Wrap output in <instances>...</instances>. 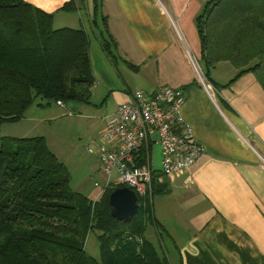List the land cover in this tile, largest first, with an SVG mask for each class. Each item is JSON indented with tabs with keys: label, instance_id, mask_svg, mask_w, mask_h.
Wrapping results in <instances>:
<instances>
[{
	"label": "crops",
	"instance_id": "obj_1",
	"mask_svg": "<svg viewBox=\"0 0 264 264\" xmlns=\"http://www.w3.org/2000/svg\"><path fill=\"white\" fill-rule=\"evenodd\" d=\"M27 1L53 12L57 27L85 28L90 58L98 50L108 86L118 77L124 98L163 84L183 89L182 113L205 151L174 177L154 175L168 188L154 194L158 223H149L161 250L147 236L160 255L171 264H264V87L229 60L210 67L218 89L200 80L192 58L204 74L197 16L208 0H73L71 10L62 7L70 0Z\"/></svg>",
	"mask_w": 264,
	"mask_h": 264
},
{
	"label": "trees",
	"instance_id": "obj_2",
	"mask_svg": "<svg viewBox=\"0 0 264 264\" xmlns=\"http://www.w3.org/2000/svg\"><path fill=\"white\" fill-rule=\"evenodd\" d=\"M62 7L71 10L75 1ZM197 28L204 74L217 89L210 67L221 60L238 75L253 72L264 87V0H208ZM89 42L85 28L55 27L53 12L30 1L0 0V264H171L145 234L158 223L154 194L168 189L155 176L152 190L138 194L135 215L121 220L111 213L109 194L125 184L92 198L70 186L69 169L45 136L1 133L37 97L90 101ZM113 45L103 39L116 61ZM91 229L99 231V258L85 247Z\"/></svg>",
	"mask_w": 264,
	"mask_h": 264
},
{
	"label": "built area",
	"instance_id": "obj_3",
	"mask_svg": "<svg viewBox=\"0 0 264 264\" xmlns=\"http://www.w3.org/2000/svg\"><path fill=\"white\" fill-rule=\"evenodd\" d=\"M192 62L202 83L215 90L193 58ZM185 99L182 88L163 84L150 92L137 89L117 104L99 145L103 180L96 184L101 186L100 194L108 186L125 184L145 195L152 190L155 173L174 177L200 157L205 146L182 113ZM57 103L63 105L64 101L58 99ZM155 143L161 150L160 170L152 164Z\"/></svg>",
	"mask_w": 264,
	"mask_h": 264
},
{
	"label": "rangeland",
	"instance_id": "obj_4",
	"mask_svg": "<svg viewBox=\"0 0 264 264\" xmlns=\"http://www.w3.org/2000/svg\"><path fill=\"white\" fill-rule=\"evenodd\" d=\"M54 26H58L56 22ZM97 56L98 50L93 48L91 64L95 84L89 102L70 100L61 105L55 99L47 101L37 97L22 118L6 121L1 126L2 134L45 136L50 148L67 165L70 186L92 198L99 197L101 191V186L96 184V181L103 180L99 145L107 120L116 110L117 104L127 100L121 85H115L118 83V77L111 78L112 84L108 86L110 82L106 80L104 71L106 61L99 60ZM153 158L155 164L160 166L158 144L154 145ZM153 225L149 224L146 236L153 238L161 250L162 241L157 239V228ZM98 232L91 229L85 242L88 253L96 257L100 256Z\"/></svg>",
	"mask_w": 264,
	"mask_h": 264
},
{
	"label": "water",
	"instance_id": "obj_5",
	"mask_svg": "<svg viewBox=\"0 0 264 264\" xmlns=\"http://www.w3.org/2000/svg\"><path fill=\"white\" fill-rule=\"evenodd\" d=\"M109 203L113 216L121 220H128L139 209L138 194L128 185L115 187L109 194Z\"/></svg>",
	"mask_w": 264,
	"mask_h": 264
}]
</instances>
